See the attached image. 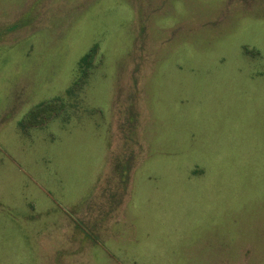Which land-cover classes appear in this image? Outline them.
Instances as JSON below:
<instances>
[{
    "label": "rangeland",
    "instance_id": "obj_1",
    "mask_svg": "<svg viewBox=\"0 0 264 264\" xmlns=\"http://www.w3.org/2000/svg\"><path fill=\"white\" fill-rule=\"evenodd\" d=\"M0 264H264V0H0Z\"/></svg>",
    "mask_w": 264,
    "mask_h": 264
}]
</instances>
